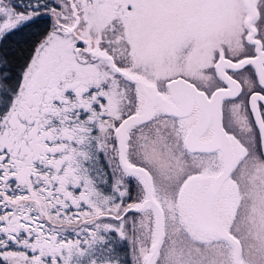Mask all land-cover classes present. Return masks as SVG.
<instances>
[{"label":"snow or ice","instance_id":"snow-or-ice-1","mask_svg":"<svg viewBox=\"0 0 264 264\" xmlns=\"http://www.w3.org/2000/svg\"><path fill=\"white\" fill-rule=\"evenodd\" d=\"M0 264H264V0H0Z\"/></svg>","mask_w":264,"mask_h":264},{"label":"trees","instance_id":"trees-1","mask_svg":"<svg viewBox=\"0 0 264 264\" xmlns=\"http://www.w3.org/2000/svg\"><path fill=\"white\" fill-rule=\"evenodd\" d=\"M127 251H128V253H129V259H130V249H128ZM121 254H122V256L124 255L123 252H122Z\"/></svg>","mask_w":264,"mask_h":264},{"label":"rangeland","instance_id":"rangeland-1","mask_svg":"<svg viewBox=\"0 0 264 264\" xmlns=\"http://www.w3.org/2000/svg\"><path fill=\"white\" fill-rule=\"evenodd\" d=\"M121 256H122V254H121ZM122 258H123V256H122Z\"/></svg>","mask_w":264,"mask_h":264}]
</instances>
